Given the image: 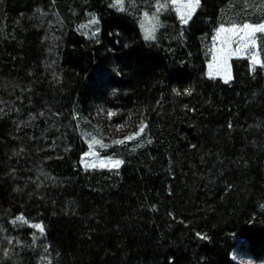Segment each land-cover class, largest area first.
Instances as JSON below:
<instances>
[{
    "label": "trees",
    "instance_id": "obj_1",
    "mask_svg": "<svg viewBox=\"0 0 264 264\" xmlns=\"http://www.w3.org/2000/svg\"><path fill=\"white\" fill-rule=\"evenodd\" d=\"M112 2L0 0V220L40 221L57 264L264 261V71L237 57L228 82L205 72L213 30L259 22L264 0H200L152 40ZM87 13L94 37L72 21ZM100 108L117 132L145 124L149 137L116 182L79 164L78 120Z\"/></svg>",
    "mask_w": 264,
    "mask_h": 264
},
{
    "label": "rangeland",
    "instance_id": "obj_2",
    "mask_svg": "<svg viewBox=\"0 0 264 264\" xmlns=\"http://www.w3.org/2000/svg\"><path fill=\"white\" fill-rule=\"evenodd\" d=\"M149 2L144 4L141 12H137L136 7L133 8L126 0H122V8L128 9L133 16L138 18V25L144 38L149 32H152L155 38L162 23L161 18L171 15V11L174 12L179 24L185 26L198 7L196 6L194 9L184 7L189 4L190 0H176L175 3L172 0ZM53 3V1L50 3L52 9L55 7ZM112 3L121 8V5H117L115 0ZM246 3L247 0H243L242 4L247 5ZM160 5H165V7L158 12ZM44 7L47 6L42 5L41 8ZM44 10L46 9L44 8ZM44 10H40L42 16L46 15ZM53 14H51L53 18L51 20L53 28L56 27L55 30H57L62 24V19H58ZM72 21L74 27L86 36H96L98 19L93 13H87L80 21L74 16ZM245 23L252 26L264 25V18L255 23L231 20L220 23L213 30L206 43L209 53L205 71L207 77H219L225 82L230 81L232 78L231 59L237 57H246L252 67L260 66L264 71V31L255 32L249 36L241 30ZM222 26L225 29L235 27L237 31L218 34V29ZM237 47L240 48L239 52H236ZM253 56H255V60ZM104 117L105 112L100 108L93 120H78L77 131L86 144V149L80 155L79 164L84 171L90 172L89 177L95 182L105 180L116 182L119 178V168L123 156L147 144L149 137L145 131V124L135 131L121 133L117 132L114 127H109ZM94 140L99 143H93ZM116 161H120L118 166H116ZM36 225L42 226L40 221L26 218L23 215L8 216L7 219L0 220V264H57L47 249L44 232ZM231 255L239 264H264L263 260L255 259L235 250Z\"/></svg>",
    "mask_w": 264,
    "mask_h": 264
},
{
    "label": "snow or ice",
    "instance_id": "obj_3",
    "mask_svg": "<svg viewBox=\"0 0 264 264\" xmlns=\"http://www.w3.org/2000/svg\"><path fill=\"white\" fill-rule=\"evenodd\" d=\"M173 3L176 2V0H172ZM115 3L117 5H121V10H123L122 8V0H115ZM200 3V0H190L189 4L188 5H185L184 7H188L189 9H194L196 6H198ZM165 7V5H160V8H158V12L160 10H162L163 8ZM187 21L185 20V23ZM242 31H245L247 35L251 36L253 33L255 32H262L264 31V25H257V26H252V25H249L247 23H245L243 25V29H241ZM237 29L235 27L233 28H230V29H225L223 26L221 28L218 29V34L219 33H222V32H236ZM154 38V35L152 32H149L148 34H146L145 36V39L148 40V39H153ZM245 47H247V44H245ZM240 51V48L237 47L236 49V52H239ZM253 59L255 60V56H253ZM187 91V90H186ZM179 94V93H177ZM93 143H99V141H93ZM117 143H120V141H117ZM120 163V161H116V166H118ZM36 227L38 229H40L41 231H43V228L41 225H36Z\"/></svg>",
    "mask_w": 264,
    "mask_h": 264
}]
</instances>
